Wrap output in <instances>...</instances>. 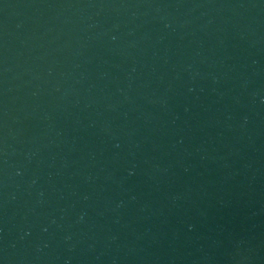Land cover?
Here are the masks:
<instances>
[{
    "label": "water",
    "instance_id": "1",
    "mask_svg": "<svg viewBox=\"0 0 264 264\" xmlns=\"http://www.w3.org/2000/svg\"><path fill=\"white\" fill-rule=\"evenodd\" d=\"M0 264H264V0H0Z\"/></svg>",
    "mask_w": 264,
    "mask_h": 264
}]
</instances>
